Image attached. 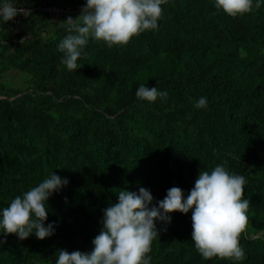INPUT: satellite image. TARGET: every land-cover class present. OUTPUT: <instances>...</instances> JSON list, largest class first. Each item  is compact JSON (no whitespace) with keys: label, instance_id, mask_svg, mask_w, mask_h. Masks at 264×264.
<instances>
[{"label":"trees","instance_id":"1","mask_svg":"<svg viewBox=\"0 0 264 264\" xmlns=\"http://www.w3.org/2000/svg\"><path fill=\"white\" fill-rule=\"evenodd\" d=\"M13 3L31 13L0 19V218L51 174L69 183L47 201L52 236L21 240L0 229V264H56L60 250L90 253L119 190H149L150 207L172 187L186 199L199 173L217 165L246 180L245 258L204 260L190 210L155 221L150 264H264V0L235 18L215 0H168L157 29L126 46L109 49L90 36L71 72L58 49L69 16L38 6L75 9V19L86 0ZM141 84L167 99H138ZM202 97L207 105L197 108Z\"/></svg>","mask_w":264,"mask_h":264},{"label":"clouds","instance_id":"2","mask_svg":"<svg viewBox=\"0 0 264 264\" xmlns=\"http://www.w3.org/2000/svg\"><path fill=\"white\" fill-rule=\"evenodd\" d=\"M168 0H86L80 14L60 22L67 35L58 49L63 53L61 64L68 71L78 70L77 61L91 36L104 42L109 49L126 46L134 36L146 30H155L162 17V5ZM215 7L230 17L243 16L253 11V0H215ZM260 3L255 4L259 8ZM30 10L17 8L13 0L0 4L3 23L13 21L17 15L27 17ZM167 92L141 84L136 90L140 100L154 102L167 99ZM207 105L200 98L197 108ZM69 181L56 174L17 196L3 208L0 229L4 235L15 234L23 240L34 234L43 240L54 234L49 223L47 201ZM246 180L242 175L230 174L224 166L217 165L211 172L203 170L187 198L182 189L172 187L158 206H151L153 196L141 187L138 192L119 190L118 202L104 210L103 229L92 241L90 253L66 250L58 252L56 264H150L152 242L158 237L155 221L171 223L170 213L187 214L192 210V241L204 260L241 261L245 253L240 246L241 234L248 225L250 201L244 199ZM47 205V207H46ZM4 241H0L3 243Z\"/></svg>","mask_w":264,"mask_h":264},{"label":"built area","instance_id":"3","mask_svg":"<svg viewBox=\"0 0 264 264\" xmlns=\"http://www.w3.org/2000/svg\"><path fill=\"white\" fill-rule=\"evenodd\" d=\"M25 2L31 1V0H24ZM18 8H24L26 10H31L30 7L26 5H22ZM40 11L47 12L50 14H53L54 16L60 17V16H72V14L75 12V9L72 8H66L59 5H47V4H41L38 6Z\"/></svg>","mask_w":264,"mask_h":264}]
</instances>
